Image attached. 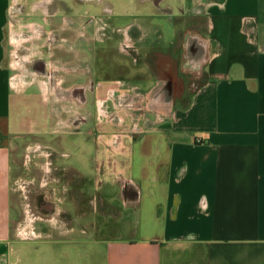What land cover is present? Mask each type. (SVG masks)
<instances>
[{
	"label": "crops",
	"instance_id": "obj_1",
	"mask_svg": "<svg viewBox=\"0 0 264 264\" xmlns=\"http://www.w3.org/2000/svg\"><path fill=\"white\" fill-rule=\"evenodd\" d=\"M59 1L0 0V264H264V0H81L131 19L115 25L150 87L130 137L121 114L138 107L69 78ZM174 82L184 85L177 94ZM31 86L42 108L18 115L25 133L109 127L96 134L97 153L129 157L116 184L137 233L96 235L88 178L62 161L73 155L11 130V98ZM31 190L50 191L37 211Z\"/></svg>",
	"mask_w": 264,
	"mask_h": 264
},
{
	"label": "rangeland",
	"instance_id": "obj_2",
	"mask_svg": "<svg viewBox=\"0 0 264 264\" xmlns=\"http://www.w3.org/2000/svg\"><path fill=\"white\" fill-rule=\"evenodd\" d=\"M64 3L70 5V2L73 0H63ZM127 0H123L126 2ZM66 5V6H67ZM117 4H115L116 6ZM119 6V5H118ZM78 7V9H77ZM66 10V9H65ZM64 10V12H65ZM77 14H81L82 16L86 14V12L95 14L96 16H101L103 12V5L102 4H90V3H78L76 4V9L69 10L66 13L72 15L75 13V17ZM112 20V15L109 16ZM114 19L116 18V25L123 26L128 23L131 19L127 17H120L116 12L113 13ZM106 18V16H105ZM107 19V18H106ZM112 50H105V54H100V62L98 65V74L99 77L101 76L104 69V65L107 69L106 74H114L118 72L116 68V61L118 59L114 56V53L111 52ZM117 59L114 63V60ZM140 71V70H139ZM146 72L144 69L142 72L138 73V76L141 77ZM118 74V73H117ZM142 84H138L143 90H146L150 87L149 83H145L148 81V77L144 76L141 78ZM135 81V80H134ZM137 82V81H136ZM140 82V81H138ZM137 82V83H138ZM124 90V89H123ZM41 98L39 97V92L36 87H30L27 92H25L24 96H15L11 98V130L16 133H25L24 130H21L18 126L19 117L21 116L25 120H28L36 113L38 114L42 108L40 105ZM121 104L123 107L133 108L138 107L137 112H132L131 114H137L133 116H125L121 114L122 118L125 120L124 126L128 127V132L123 130L121 133L123 136L130 137L132 133L130 129H135V125L137 122V118L141 119L142 123H145L147 111L145 109V100H137V101H125L121 100ZM128 112V111H127ZM129 114V112H128ZM41 123L45 125L48 120L45 117H40ZM97 125V124H96ZM131 126V127H130ZM93 130H95V134H76V135H49L45 130L41 134L34 136L30 133H25L23 137V141L26 142L28 140H35L37 139L41 143L51 145L54 149L59 152H68L73 157L64 158L62 159L64 164L73 165L75 168H78L80 171H83L87 176V183L85 184V188L87 189L88 193H86L89 198L94 199L96 202L102 199L104 201V205L98 204V212L95 214L89 213V228L95 231L96 235H101L105 237H112V236H131L134 233L138 232V223L136 221V213L130 209L126 208L122 201L119 199L118 186L116 184V178L119 175V171H127L130 172L128 169L129 157L125 155H111V157L103 156V152L101 151L100 155L97 153L96 146H98L96 139V134L99 130L103 128V130H108V126H92ZM125 129V127L123 128ZM113 132L117 131L118 129L111 128ZM22 141V140H21ZM100 150V149H99ZM21 156V155H20ZM19 156V157H20ZM116 161V162H115ZM115 162V163H114ZM100 168V169H99ZM98 169V170H97ZM128 169V170H127ZM99 170H104L105 173L101 174ZM121 173V172H120ZM101 175L103 177H101ZM117 176V177H116ZM98 180V181H97ZM28 189L32 188L33 186H28ZM86 191V192H87ZM50 191H26L27 200L32 206V210L37 211L39 203L38 201L40 198L46 196ZM50 196V195H49Z\"/></svg>",
	"mask_w": 264,
	"mask_h": 264
},
{
	"label": "flooded vegetation",
	"instance_id": "obj_3",
	"mask_svg": "<svg viewBox=\"0 0 264 264\" xmlns=\"http://www.w3.org/2000/svg\"><path fill=\"white\" fill-rule=\"evenodd\" d=\"M80 2L88 3L87 1L73 0V2H70V5H67V3H64L63 0H60V11L57 13L56 18V20L61 23L62 16L64 15V17H66L67 28L70 33V39L67 41L71 51L69 52V60L67 61L69 62V78L73 79L76 83L82 84V86H88L89 82L95 83L97 90L98 88H101V92L103 93L109 90V99L113 98L117 100H125L129 101V103L131 101L145 100L147 97V90L137 87V84L139 83L138 81H142L140 79L144 78V76L148 77L149 72L144 68L146 71L144 72V75L141 77L138 76V73L143 70H141L140 67L143 63L133 55L134 50L131 49L133 46L122 43L124 39L129 42L130 38H125L121 35L119 29L116 28V21L114 19L110 20L111 18L109 16H111V14L106 13L104 10L101 16H96L95 14L89 12H86V14L82 16L76 12L77 17H75V13L72 15L66 13L71 9L75 11L76 4ZM73 31L77 33L79 32L80 34L73 38ZM73 45H75V47H73ZM73 49H76V51L83 49V58L78 59L72 51ZM105 50H112L111 52L114 53V56L118 59V62L116 61L117 59H112L114 60V63L116 61L115 69H117L118 72H115L114 74H106L107 69L103 63V72L106 73H102L99 77L97 70L101 58L100 54H105ZM36 68L42 74H46L48 76L50 74L53 75L50 76L51 80L57 81L58 79L62 81L65 78L56 71L47 73L42 62H37ZM79 72L80 75H78ZM183 86L184 85L181 82H174L172 84V91L174 94H177L183 89ZM157 96L158 95H156V97ZM70 134L72 135V133ZM90 202L96 206H98V204L104 205V201L102 199L98 202L93 199Z\"/></svg>",
	"mask_w": 264,
	"mask_h": 264
}]
</instances>
